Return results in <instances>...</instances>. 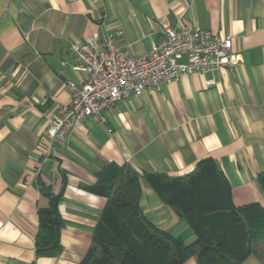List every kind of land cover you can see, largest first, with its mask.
Returning a JSON list of instances; mask_svg holds the SVG:
<instances>
[{"label": "crops", "instance_id": "crops-1", "mask_svg": "<svg viewBox=\"0 0 264 264\" xmlns=\"http://www.w3.org/2000/svg\"><path fill=\"white\" fill-rule=\"evenodd\" d=\"M177 18L231 36L240 61L121 98L104 121L88 117L62 143L50 142L49 116L72 97L67 82L88 75L71 42L113 34L142 55ZM209 157L236 206L264 207V0H0V264H80L107 202L90 189L106 165L181 176ZM47 187L61 192L64 221L51 253L36 244ZM142 187L147 217L192 242L187 223ZM261 252L260 243L242 264H264Z\"/></svg>", "mask_w": 264, "mask_h": 264}, {"label": "trees", "instance_id": "trees-1", "mask_svg": "<svg viewBox=\"0 0 264 264\" xmlns=\"http://www.w3.org/2000/svg\"><path fill=\"white\" fill-rule=\"evenodd\" d=\"M143 181L187 223L195 235L192 242L147 217L140 204ZM90 189L107 202L80 264H183L192 256L196 264H242L260 243L264 246V207L257 202L236 206L231 183L210 157L181 176L110 163ZM46 194L49 206L40 209L36 244L51 253L60 247L62 194L50 187Z\"/></svg>", "mask_w": 264, "mask_h": 264}, {"label": "built area", "instance_id": "built-area-1", "mask_svg": "<svg viewBox=\"0 0 264 264\" xmlns=\"http://www.w3.org/2000/svg\"><path fill=\"white\" fill-rule=\"evenodd\" d=\"M164 31L165 37L142 55L121 48L113 34L71 42L77 67L88 75L82 82H67L72 97L49 116L50 142L62 143L77 123L88 117L104 121L103 112L121 98L157 89L184 73L230 68L241 59L232 51L231 36L220 37L208 29L193 27L185 18H177Z\"/></svg>", "mask_w": 264, "mask_h": 264}]
</instances>
